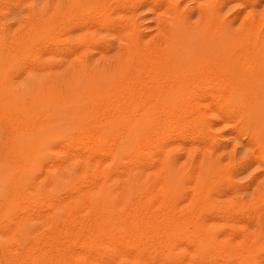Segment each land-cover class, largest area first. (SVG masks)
<instances>
[{
    "label": "rangeland",
    "instance_id": "rangeland-1",
    "mask_svg": "<svg viewBox=\"0 0 264 264\" xmlns=\"http://www.w3.org/2000/svg\"><path fill=\"white\" fill-rule=\"evenodd\" d=\"M0 264H264V0H0Z\"/></svg>",
    "mask_w": 264,
    "mask_h": 264
},
{
    "label": "bare ground",
    "instance_id": "bare-ground-1",
    "mask_svg": "<svg viewBox=\"0 0 264 264\" xmlns=\"http://www.w3.org/2000/svg\"><path fill=\"white\" fill-rule=\"evenodd\" d=\"M93 28V27H92ZM176 39V38H175ZM174 48V47H173ZM187 51V50H186ZM95 135V134H94ZM77 146V145H76ZM154 156V155H153ZM190 187V186H189ZM121 231V230H120Z\"/></svg>",
    "mask_w": 264,
    "mask_h": 264
}]
</instances>
